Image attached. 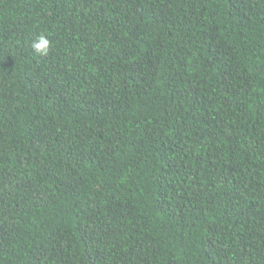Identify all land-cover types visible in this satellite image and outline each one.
<instances>
[{"label": "trees", "instance_id": "1", "mask_svg": "<svg viewBox=\"0 0 264 264\" xmlns=\"http://www.w3.org/2000/svg\"><path fill=\"white\" fill-rule=\"evenodd\" d=\"M0 264H264V0H0Z\"/></svg>", "mask_w": 264, "mask_h": 264}, {"label": "clouds", "instance_id": "2", "mask_svg": "<svg viewBox=\"0 0 264 264\" xmlns=\"http://www.w3.org/2000/svg\"><path fill=\"white\" fill-rule=\"evenodd\" d=\"M50 44L51 41L47 37L41 35L31 43V47L36 54L43 57L48 54Z\"/></svg>", "mask_w": 264, "mask_h": 264}]
</instances>
